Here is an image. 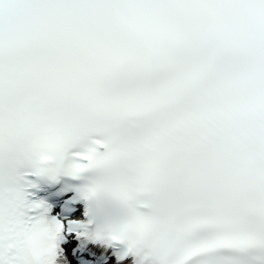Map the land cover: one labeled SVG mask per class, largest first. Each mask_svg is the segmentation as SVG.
<instances>
[{"label":"snow or ice","instance_id":"snow-or-ice-1","mask_svg":"<svg viewBox=\"0 0 264 264\" xmlns=\"http://www.w3.org/2000/svg\"><path fill=\"white\" fill-rule=\"evenodd\" d=\"M209 91L231 101L212 154L233 163L242 219L187 256L264 264V0H0V264H166L168 242L129 232V193L166 170L171 132ZM61 177L75 183L53 193L63 197L53 215L34 190ZM72 234L80 243L66 256Z\"/></svg>","mask_w":264,"mask_h":264}]
</instances>
